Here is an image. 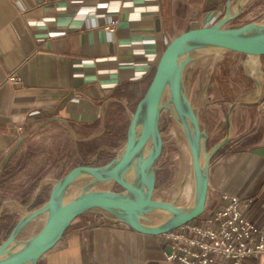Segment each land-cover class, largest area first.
Segmentation results:
<instances>
[{
	"label": "crops",
	"instance_id": "0c3cea01",
	"mask_svg": "<svg viewBox=\"0 0 264 264\" xmlns=\"http://www.w3.org/2000/svg\"><path fill=\"white\" fill-rule=\"evenodd\" d=\"M251 1H242V11ZM228 5L238 12L239 0H0V189L32 141L57 133L69 134L80 148L93 142L97 150H124L134 112L168 45L189 30L217 24ZM222 84L227 96H238L232 151L211 171L207 210L218 208L223 190L240 197L245 217L261 226L264 57L225 56L207 90L214 94ZM45 185L36 189L30 212L48 202L55 184L50 191ZM99 216L78 217L38 264H170L163 235L142 234L106 215L101 224Z\"/></svg>",
	"mask_w": 264,
	"mask_h": 264
},
{
	"label": "water",
	"instance_id": "95a60500",
	"mask_svg": "<svg viewBox=\"0 0 264 264\" xmlns=\"http://www.w3.org/2000/svg\"><path fill=\"white\" fill-rule=\"evenodd\" d=\"M242 1L239 0L238 12L228 5L227 14L217 24L189 30L168 45L150 88L134 112L122 155L104 166L75 167L59 180L48 202L27 213L0 245V264H38L58 245L71 224L91 211L104 212L137 232L152 236L175 231L205 214L211 161L231 142V118L237 104L227 115L225 138L208 151L209 136L202 130L199 115L187 97L185 72L194 62L195 53L204 50L239 53L254 59L264 57V25L226 27L240 15ZM164 110L174 114L192 153L195 192L190 208L155 198L156 164L163 152L160 120ZM81 180L88 182L67 200L69 189ZM110 182L120 186L122 192L96 190L98 185ZM158 211L167 213L169 218L153 225L149 215ZM41 216H46L41 231L27 241H20L21 233Z\"/></svg>",
	"mask_w": 264,
	"mask_h": 264
},
{
	"label": "rangeland",
	"instance_id": "374dc122",
	"mask_svg": "<svg viewBox=\"0 0 264 264\" xmlns=\"http://www.w3.org/2000/svg\"><path fill=\"white\" fill-rule=\"evenodd\" d=\"M250 23L264 25V0H252L244 8L240 17L230 22L226 27L239 28ZM231 54L217 50L197 52L194 55V62L188 66L185 72L187 97L199 115L202 130L209 136L208 151L225 138L226 115L238 97L227 96L226 84L220 85L216 91H213L214 94L207 90L211 75L223 64L225 56ZM168 99L169 97H167ZM160 132L163 139V152L156 164L155 198L159 201L174 203L178 207L190 208L194 202L195 192L192 158L188 157V153L186 154L187 149L184 144L187 143V140L181 125L167 110H164L161 115ZM103 140L109 144L112 138L109 137V134H105ZM122 143L123 146L124 140ZM88 144L87 147H77L74 139L65 133L51 135L49 141L48 138H44L41 141L30 143L21 166L11 175L8 184L0 189V245L7 239L17 222L34 209L29 205L40 184L43 186L46 184L45 189L50 191L52 186L73 168L87 164L104 165L119 158L124 151L121 147L117 153H109V149L97 150L93 142ZM231 151L230 145L222 148L211 161V171L226 161V156ZM81 152L83 155L79 158L77 153ZM87 152L89 154L86 155ZM99 155L101 158L98 162L96 157ZM87 182V180L76 182L69 189L67 200L80 191ZM214 182L216 183L215 180ZM96 190L122 192L120 186L113 182L100 184ZM43 199L42 196L40 200L43 201ZM24 200L25 203L22 202ZM208 213L209 211L206 210L202 217L193 222H201ZM168 218L169 215L161 211L149 215L153 225L163 223ZM45 221L46 216L39 217L21 233L19 240L27 241L38 234Z\"/></svg>",
	"mask_w": 264,
	"mask_h": 264
},
{
	"label": "built area",
	"instance_id": "2783aa9c",
	"mask_svg": "<svg viewBox=\"0 0 264 264\" xmlns=\"http://www.w3.org/2000/svg\"><path fill=\"white\" fill-rule=\"evenodd\" d=\"M9 81L15 82V75ZM219 198L218 208L206 214L201 222H191L163 235L169 244L165 262L264 264V224L256 225L245 217L240 197L220 191ZM104 216L98 218L101 224H106Z\"/></svg>",
	"mask_w": 264,
	"mask_h": 264
},
{
	"label": "bare ground",
	"instance_id": "6f19581e",
	"mask_svg": "<svg viewBox=\"0 0 264 264\" xmlns=\"http://www.w3.org/2000/svg\"><path fill=\"white\" fill-rule=\"evenodd\" d=\"M256 62V61H255ZM257 63V62H256ZM256 65V64H255ZM166 101H167V97H166V99H165ZM168 111V110H167ZM168 112H170V111H168ZM171 113V112H170ZM172 114V113H171ZM172 116L175 118V116H174V114H172ZM184 133V132H183ZM185 145V147H186V149H187V151H186V154L188 153V157H190L191 156V158H192V153H191V150H190V148H189V145L186 143V144H184ZM192 164H193V159H192ZM194 174V173H193ZM87 184V183H86ZM194 185H195V180H194ZM187 190H189V189H187ZM186 193V192H185ZM187 195H188V193H186Z\"/></svg>",
	"mask_w": 264,
	"mask_h": 264
}]
</instances>
